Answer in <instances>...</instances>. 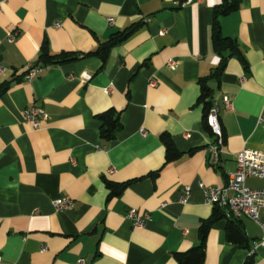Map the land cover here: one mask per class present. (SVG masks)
Segmentation results:
<instances>
[{
	"label": "crops",
	"instance_id": "0c3cea01",
	"mask_svg": "<svg viewBox=\"0 0 264 264\" xmlns=\"http://www.w3.org/2000/svg\"><path fill=\"white\" fill-rule=\"evenodd\" d=\"M223 1L0 0V87L9 83L0 96V264H176L175 253L198 244L214 208L198 183L225 186L236 153H264V0H239L218 18L245 62L230 56L218 82L208 78L219 62L211 22ZM137 23L105 62L82 57ZM44 42L51 55L78 59L25 80ZM207 78L224 138L216 165L199 102ZM32 107L45 112L36 131L24 121ZM108 109L121 122L111 142L100 139L97 118ZM163 135L181 154L169 163ZM107 182L130 183L109 199ZM246 185L264 189V178ZM185 186L190 197L180 203ZM63 197L71 204L56 211L52 202ZM130 210L148 214L142 227L126 218ZM237 220L248 249L227 242L221 219L209 229L203 264H264L260 229Z\"/></svg>",
	"mask_w": 264,
	"mask_h": 264
},
{
	"label": "trees",
	"instance_id": "16d2710c",
	"mask_svg": "<svg viewBox=\"0 0 264 264\" xmlns=\"http://www.w3.org/2000/svg\"><path fill=\"white\" fill-rule=\"evenodd\" d=\"M238 7L239 0H224L213 11L210 40L211 48L213 52L218 56L219 62L210 73L208 77L209 79H215L219 82V79L225 69L227 59L230 56L236 55L240 58L242 63H245L235 41L231 38L224 37L221 34L218 22L219 17L225 16L231 12L236 11ZM139 27L140 23L133 24L122 32H117L110 35L106 41L99 43L94 51L86 53L82 55V57L94 56L98 57L102 62H105L111 48L125 41ZM226 52H228L227 55ZM77 59L78 55L76 53H61L59 55H51L48 52L46 42H44L41 46L40 54L38 56L36 65L42 67H49L51 65H59L74 62ZM208 78L199 80L201 90L199 102L203 105L205 113L204 118L207 112L209 111L210 107L212 106L209 101L210 89L206 84ZM8 86L9 83H6L0 87V96L7 90ZM97 118L100 121V139L105 142L113 141L116 138L117 132L121 129L119 113L113 109H108L98 115ZM161 140L165 147V163L172 162L180 157L181 154L175 149L170 138L163 135L161 137ZM129 183L130 182L122 184H113L107 182L106 187L109 190L108 198L110 199L112 197L118 196L129 185ZM225 218L227 219L225 227V238L227 242L230 244L237 245L241 248L248 249L247 238L240 221L228 216L227 211L225 209L214 207L210 218L202 222L198 228V244L185 252L175 253L174 259L176 264H203L205 260V243L209 229L215 222ZM244 264H251V260L247 259Z\"/></svg>",
	"mask_w": 264,
	"mask_h": 264
},
{
	"label": "built area",
	"instance_id": "2783aa9c",
	"mask_svg": "<svg viewBox=\"0 0 264 264\" xmlns=\"http://www.w3.org/2000/svg\"><path fill=\"white\" fill-rule=\"evenodd\" d=\"M175 1L179 6L185 3V0ZM197 1L200 2L201 0ZM108 22L112 23V19H109ZM55 26L59 27V24H55ZM12 39L13 37L10 38V40ZM175 64L174 61L168 62L171 69H174ZM44 69L45 67L29 66L24 75L25 80L29 81L37 77ZM150 86H155V83L151 82ZM223 103L225 108H231V104L226 99L223 100ZM218 113V106L213 104L204 119L206 127L214 136V142L209 145V163L211 165H216L223 154L224 138ZM44 117L45 112L39 107H32L24 112V121L31 131L39 129ZM258 124L264 129V114L258 117ZM139 134L143 137L146 132L140 129ZM235 163L236 169L229 175L225 186H212L200 182L198 188L201 190L207 205L223 208L231 218L244 217L257 225L261 231V237L255 243V248L261 247L264 249V189H252L246 185V180L249 178H264V153L245 148L235 154ZM190 193V186H185L181 191L180 203H186ZM70 204L71 201L67 197L58 198L52 202L56 211L66 209ZM164 206L162 205L161 208ZM126 218L133 227L137 228L145 224L148 220V214L139 215L137 211L130 210L127 212ZM78 264H83V260H80Z\"/></svg>",
	"mask_w": 264,
	"mask_h": 264
}]
</instances>
